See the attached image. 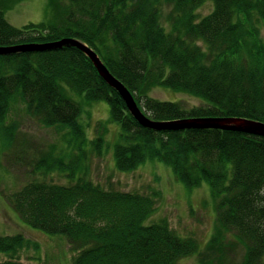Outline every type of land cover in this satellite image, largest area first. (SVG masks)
I'll list each match as a JSON object with an SVG mask.
<instances>
[{"label":"trees","instance_id":"obj_1","mask_svg":"<svg viewBox=\"0 0 264 264\" xmlns=\"http://www.w3.org/2000/svg\"><path fill=\"white\" fill-rule=\"evenodd\" d=\"M207 1L51 0L59 13L55 21L15 28L5 11L16 0H0V44L77 37L153 118L264 121V0H210L213 9L200 16ZM69 83H76L79 92L71 93ZM155 87L203 103L188 108L158 99L151 95ZM97 99L108 102L110 121L120 125L114 148L119 169L131 171L159 160L188 186L210 183L217 207L223 209L207 242L182 236L164 221L147 223L156 206L151 195L104 189L77 175L90 148L81 115ZM18 107L45 126L66 130L68 145L78 151L62 147L56 153L54 146L46 152L28 138H18L19 125L5 124ZM90 142L100 148L102 137ZM0 144L4 154L11 151L35 173L65 171L69 183L35 179L7 197L25 222L67 237L76 251L73 264H178L192 255H198L197 264H264V136L215 128H145L78 47L0 54ZM29 153L41 156L34 161ZM29 246L21 233L0 235V253L7 256L0 264H42L21 260ZM237 247L244 251L241 259L230 255Z\"/></svg>","mask_w":264,"mask_h":264},{"label":"rangeland","instance_id":"obj_2","mask_svg":"<svg viewBox=\"0 0 264 264\" xmlns=\"http://www.w3.org/2000/svg\"><path fill=\"white\" fill-rule=\"evenodd\" d=\"M213 7V2L208 0L199 9V15L208 14ZM166 10L168 11V9ZM58 14L52 10L51 0H16L13 7L5 11L6 19L15 28H24L25 25L42 21H55ZM57 22L59 24L60 21L57 20ZM262 34L264 37V28ZM107 68L109 69V67ZM97 72L99 73L98 70ZM111 73L116 76L113 72ZM99 75L103 78L100 73ZM66 86L71 93L79 92V89L75 87L76 83H69ZM170 90L173 93L178 92ZM172 92L155 87L151 91V95L162 100L180 101L183 106L188 108L203 103L195 96L173 94ZM110 109L108 102L100 99L84 107L81 117L86 127L85 136L90 148L84 157V169L80 165L77 175L87 176L104 189L151 195L155 199L156 206L147 223L164 221L172 230L182 236H194L202 242H207L213 231L215 232L217 229V213H219V209H223L217 207L218 200L211 191L210 183L203 180L196 186H188L184 181L178 179L172 166L170 167L159 160H148L131 171L119 169L115 161L114 148L119 143L120 125L113 120L110 121ZM26 113L22 107H18L6 118L5 124L8 127L14 123L19 125L18 138H28L35 146L43 148L41 150H46V152L51 151L54 146L56 153L62 147L78 151L76 147L68 145L66 130L61 127L59 129L54 126H45L37 118ZM107 127L108 130H106ZM99 136L102 137V145L100 148H96L94 143L91 145L90 140L94 141ZM95 144L97 143L95 142ZM89 146H86L85 149ZM29 156L30 160L36 161L41 153L33 155L29 153ZM51 157L53 160H57L53 154ZM62 161L70 163L69 159ZM64 172L52 171L46 176L35 173L30 165L26 167L17 162L11 151H6L4 154L0 144V235L21 233L30 242L31 246L20 253L23 262L73 264L76 251L71 249L67 237L63 234H48L28 224L11 206L7 197L24 184L35 179L69 183ZM243 253L244 251L240 247L230 251V255H236L237 259H241ZM6 258L5 254H0V260ZM197 262L198 255H192L181 259L178 264H197Z\"/></svg>","mask_w":264,"mask_h":264},{"label":"water","instance_id":"obj_3","mask_svg":"<svg viewBox=\"0 0 264 264\" xmlns=\"http://www.w3.org/2000/svg\"><path fill=\"white\" fill-rule=\"evenodd\" d=\"M63 46H75L84 51L92 60L103 78L120 92L131 113L138 120V122L145 127L156 130L218 128L264 136V121L242 116H199L167 121L150 119L139 107L131 91L110 72L98 53L87 43L76 37H64L51 42H30L25 44L2 45L0 46V54H11L21 51L48 50L61 48Z\"/></svg>","mask_w":264,"mask_h":264},{"label":"bare ground","instance_id":"obj_4","mask_svg":"<svg viewBox=\"0 0 264 264\" xmlns=\"http://www.w3.org/2000/svg\"><path fill=\"white\" fill-rule=\"evenodd\" d=\"M94 64V63H93ZM105 64V63H104ZM106 65V64H105ZM95 66V65H94ZM107 66V65H106ZM108 67V66H107ZM96 68V67H95ZM96 70H97V68H96ZM117 79H119L117 76H115ZM126 87H127V85L121 80V79H119ZM106 83H108L107 81H106ZM109 84V83H108ZM110 85V84H109ZM111 87H113L112 85H110ZM114 89H116L115 87H113ZM128 88V87H127ZM129 89V88H128ZM117 90V89H116ZM130 90V89H129ZM118 91V90H117ZM131 91V90H130ZM118 93L120 94V92L118 91ZM131 93L133 94V96H134V98H135V100H136V97H135V95H134V93L131 91ZM120 96L122 97V95L120 94ZM122 99L125 101V99L122 97ZM137 101V100H136ZM125 103H126V101H125ZM138 103V102H137ZM139 105V104H138ZM126 106H127V104H126ZM140 107V106H139ZM127 108H128V106H127ZM141 108V107H140ZM142 110H143V108H141ZM128 110H129V108H128ZM129 112L131 113V111L129 110ZM143 112L150 118V119H153V120H160V121H167V120H173V119H180V118H187V117H179V118H167V119H157V118H153V117H151V116H149L144 110H143ZM132 114V113H131ZM132 116L134 117V115L132 114ZM191 117H198V116H191ZM236 117H240V116H236ZM135 118V117H134ZM136 119V118H135ZM251 119H253V118H251ZM137 120V119H136ZM256 120H258V119H256ZM138 121V120H137ZM262 121V120H261ZM140 124V123H139ZM142 125V124H141ZM143 126V125H142ZM145 127V126H144ZM145 128H149V127H145ZM149 129H153V128H149ZM189 129H209V128H189ZM215 129H218V128H215ZM153 130H156V129H153ZM183 130H186V129H183ZM222 130H226V129H222ZM156 131H181V130H156ZM233 131H235V130H233ZM240 132H242V131H240ZM245 133H247V132H245ZM251 134V133H250ZM260 136V135H259Z\"/></svg>","mask_w":264,"mask_h":264}]
</instances>
